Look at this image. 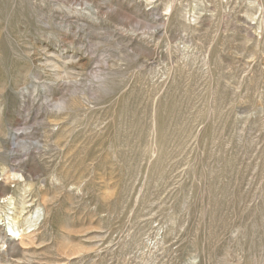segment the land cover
Listing matches in <instances>:
<instances>
[{
  "label": "rangeland",
  "instance_id": "obj_1",
  "mask_svg": "<svg viewBox=\"0 0 264 264\" xmlns=\"http://www.w3.org/2000/svg\"><path fill=\"white\" fill-rule=\"evenodd\" d=\"M0 264H264V0H0Z\"/></svg>",
  "mask_w": 264,
  "mask_h": 264
},
{
  "label": "bare ground",
  "instance_id": "obj_2",
  "mask_svg": "<svg viewBox=\"0 0 264 264\" xmlns=\"http://www.w3.org/2000/svg\"><path fill=\"white\" fill-rule=\"evenodd\" d=\"M6 184V183H5ZM18 237V236H17ZM19 241H21V243L23 244V241H24V239H25V236L24 235H19Z\"/></svg>",
  "mask_w": 264,
  "mask_h": 264
}]
</instances>
